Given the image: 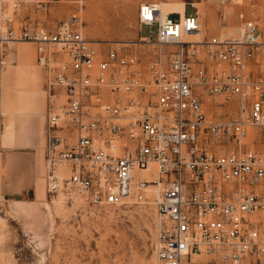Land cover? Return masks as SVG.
<instances>
[{
    "label": "built area",
    "instance_id": "obj_1",
    "mask_svg": "<svg viewBox=\"0 0 264 264\" xmlns=\"http://www.w3.org/2000/svg\"><path fill=\"white\" fill-rule=\"evenodd\" d=\"M57 0H0V49L29 41L46 72L43 148L50 197L92 205L152 200L157 264H264V39L188 38L199 14L161 17L147 64L127 42L105 51L83 31V5L58 22ZM81 2V0H78ZM146 8L151 14H145ZM212 97L222 113H210Z\"/></svg>",
    "mask_w": 264,
    "mask_h": 264
},
{
    "label": "rangeland",
    "instance_id": "obj_2",
    "mask_svg": "<svg viewBox=\"0 0 264 264\" xmlns=\"http://www.w3.org/2000/svg\"><path fill=\"white\" fill-rule=\"evenodd\" d=\"M147 2L184 3L185 14L198 13L203 33L199 38L190 37L193 40L239 34L244 19H254L264 39V0H57L48 13L39 11L34 17L58 22L83 5V31L102 51L116 42H127L146 65L155 45L142 37L153 40L157 34V23L151 29L140 22L141 5ZM170 17L179 20L178 13H170ZM20 42L0 49V97L5 87L1 73L18 63L16 46ZM27 83L45 99V71L37 84L31 79ZM205 106L210 113L223 112L212 97H206ZM44 124L45 117L42 132ZM4 131L0 115V264H157L158 214L152 200L98 206L84 197L75 201L64 195L50 197L45 185L44 143L36 138L28 146L4 144ZM24 177L29 182L22 186ZM43 185L46 193L41 198Z\"/></svg>",
    "mask_w": 264,
    "mask_h": 264
},
{
    "label": "crops",
    "instance_id": "obj_3",
    "mask_svg": "<svg viewBox=\"0 0 264 264\" xmlns=\"http://www.w3.org/2000/svg\"><path fill=\"white\" fill-rule=\"evenodd\" d=\"M30 44V46H25L20 42L16 46L18 63L4 69L1 73L5 82L0 97V115L5 127L4 144L13 143L15 146H28L36 142V138L45 144L47 93L45 92L44 99V96L42 97L39 93L40 91L33 88L32 83L31 85L27 83L31 79L33 83L35 81L37 84L40 76L44 74V70L38 62L36 64V47L31 42ZM43 117H45V124L42 132ZM28 182V177H24L20 181L22 186Z\"/></svg>",
    "mask_w": 264,
    "mask_h": 264
},
{
    "label": "bare ground",
    "instance_id": "obj_4",
    "mask_svg": "<svg viewBox=\"0 0 264 264\" xmlns=\"http://www.w3.org/2000/svg\"><path fill=\"white\" fill-rule=\"evenodd\" d=\"M158 5H159L160 10H161L160 11L161 12V17H163V18L166 17L168 13L176 12V11H179L181 13V15H183V16L184 15H187V14H185L186 8H185L184 3L183 4L182 3L181 4H172V3H168V2H162V3L158 4ZM197 7H198V11H201V6L200 5H197ZM143 11H144L145 14H147V13L148 14H151L149 11H147L146 8H144ZM201 26H202V24H201ZM202 33H203V29L201 27L200 30L195 31L194 33L190 34L188 36V38H190V37H197V38H199ZM221 37H224V36H221ZM197 41H202V39H197ZM24 43H27V44L31 45L29 41H25ZM37 193H38V191H37ZM45 193H46L45 192V185H43L42 188H41V191L39 192V195L41 196V198L44 197Z\"/></svg>",
    "mask_w": 264,
    "mask_h": 264
},
{
    "label": "water",
    "instance_id": "obj_5",
    "mask_svg": "<svg viewBox=\"0 0 264 264\" xmlns=\"http://www.w3.org/2000/svg\"><path fill=\"white\" fill-rule=\"evenodd\" d=\"M29 194H30V195H33V194H34V191H32V190L29 191Z\"/></svg>",
    "mask_w": 264,
    "mask_h": 264
}]
</instances>
